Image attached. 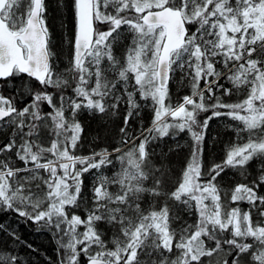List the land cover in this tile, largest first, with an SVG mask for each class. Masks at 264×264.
I'll return each mask as SVG.
<instances>
[{"label": "snow or ice", "instance_id": "6c2138e0", "mask_svg": "<svg viewBox=\"0 0 264 264\" xmlns=\"http://www.w3.org/2000/svg\"><path fill=\"white\" fill-rule=\"evenodd\" d=\"M72 9L69 66L57 72L46 0H0V81L15 89L11 97L0 93V124L12 132L0 145V212L51 234L57 259L46 257L48 264H264V223L252 215L264 218V166L230 193L222 195L217 183L226 168L247 179L250 162L264 157V0H73ZM125 29L131 39L121 61L114 46ZM178 72L191 94L173 104L169 84ZM233 90L244 98L225 102ZM121 105V146L75 155L84 131L78 113L117 115ZM145 107L151 125L130 134L131 119ZM221 116L242 122L236 134L248 140L205 173L206 131ZM173 130H187L193 142L174 183L150 151ZM114 161L119 168L108 177L102 170ZM92 170L93 206L82 218L74 209ZM148 197L165 203L145 211ZM179 206L195 223L183 220ZM101 224L114 230L111 247ZM25 248L40 253L0 223V264H31Z\"/></svg>", "mask_w": 264, "mask_h": 264}, {"label": "trees", "instance_id": "16d2710c", "mask_svg": "<svg viewBox=\"0 0 264 264\" xmlns=\"http://www.w3.org/2000/svg\"><path fill=\"white\" fill-rule=\"evenodd\" d=\"M73 0H46L47 4V23L51 33V48L54 52L53 64L56 67L57 72H63L69 66V59L71 57L70 45L68 39L74 37V12L72 9ZM106 27V26H102ZM131 34L127 30H122L121 37L114 46V52L121 61H123L125 53L127 52V46L130 43ZM219 67V65H218ZM180 76V79L176 75ZM170 81L169 91L170 99L173 104L178 102L184 95H190L191 89L186 82H182L181 74L178 72ZM27 80V77H23ZM20 78H17L16 83L19 84ZM31 84L36 85L35 81H30ZM226 87H231L227 81L222 80ZM38 87V85H36ZM203 86V85H202ZM14 86L11 83L0 81V93L5 96L11 97L14 92ZM67 94L71 95V88L67 89ZM217 95L220 92L217 91ZM137 98L138 94H137ZM244 98V93H237L233 90V94L230 97H224L225 102L234 103L239 102ZM25 100L18 101L19 106H23ZM212 103V101H208ZM141 103H145L141 101ZM149 105L150 101L147 102ZM43 111L47 112L50 109L46 105L43 106ZM139 116H133L130 121L128 132L130 134L138 135L142 128H147L151 125L152 121V109L151 107L142 108ZM224 111V110H221ZM127 112L125 105H121L117 115H101L89 113L87 109H82L76 119L81 123L84 131L82 138L77 148L74 151L75 155L88 156L93 151H99L102 148H107L112 151L115 147H120V128L123 126V117ZM212 115L211 110L207 112H201L199 119L203 121L205 118ZM170 119V118H169ZM243 124L240 121L229 119L227 116L213 117L209 121V125L206 131L204 141L203 152V171L207 170L216 163H221L225 158L227 152L234 145H242L247 142L248 134L246 132L237 136L236 129L242 128ZM47 132V129H45ZM12 137L11 129L4 124H0V145L7 143ZM139 141H137L138 143ZM192 139L187 130L184 132H177L175 130L159 142H155L150 145V151L152 152V163L166 171L171 178V182L174 183L177 180L182 170L186 167L190 160L192 152ZM127 151V148L124 149ZM8 155V154H5ZM12 160L15 166L23 167V163L15 159L14 154ZM114 159V157H113ZM264 157L254 158L253 161L247 166V179L245 175H242L240 170L234 168H226L225 171L217 178L222 195L230 193L237 183L248 182L254 176L257 175L260 168L264 166L262 164ZM119 168V163L114 161V165L104 168L102 171L108 177H111ZM97 173L92 170L90 173H85L83 176V186L81 196L79 198V207L74 211L82 218H86L88 210L93 206L92 204V188L97 182ZM204 179H207L205 175ZM111 191H115L113 186ZM260 194L264 195V188L260 189ZM157 201L154 203L152 197L146 198L143 202L145 211H149L153 206L159 208L165 203L164 198H155ZM172 206L174 202L168 201ZM225 203H228V197H225ZM235 206V205H231ZM180 207V215L183 220L188 223H195L196 217L194 215H188ZM240 207L247 210L248 205L241 203ZM254 222L264 223V218L259 217L255 211L252 213ZM0 223L6 224L15 229L18 234L31 243L34 247L40 249V253H32L29 249H22V253L27 256L31 261V264H48L46 257H51L52 260L57 259L56 255V243L51 234L38 231L37 226L31 221H25L23 218L18 217L13 212H0ZM101 230L104 231V238L111 244V237L114 234V230L105 224L100 225ZM81 232L83 228L79 229ZM250 242V241H249ZM226 255V254H225ZM82 264H86V261H82Z\"/></svg>", "mask_w": 264, "mask_h": 264}, {"label": "rangeland", "instance_id": "374dc122", "mask_svg": "<svg viewBox=\"0 0 264 264\" xmlns=\"http://www.w3.org/2000/svg\"><path fill=\"white\" fill-rule=\"evenodd\" d=\"M176 77L180 79V76L178 74L176 75Z\"/></svg>", "mask_w": 264, "mask_h": 264}]
</instances>
